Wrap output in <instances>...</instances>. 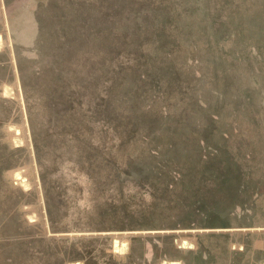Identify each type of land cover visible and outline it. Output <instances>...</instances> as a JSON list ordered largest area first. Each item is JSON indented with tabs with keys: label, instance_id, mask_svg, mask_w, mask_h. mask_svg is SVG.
I'll use <instances>...</instances> for the list:
<instances>
[{
	"label": "rangeland",
	"instance_id": "obj_1",
	"mask_svg": "<svg viewBox=\"0 0 264 264\" xmlns=\"http://www.w3.org/2000/svg\"><path fill=\"white\" fill-rule=\"evenodd\" d=\"M109 37L143 48L140 62L122 74L133 82L129 96L138 88L134 75L145 70L149 83L158 79L163 88L172 129L183 126L174 117L194 109L187 140L166 146L139 138L98 153L88 145L114 142L115 126L106 136L100 124L89 125V138H74L83 113L65 112L73 99L66 88L74 71L87 80L111 71L105 52L98 54ZM83 87L94 98L92 87ZM52 114L58 129L50 134ZM194 133L202 145H194ZM231 134L253 139L256 161L264 160V0H0V264H133L141 239L121 232L135 229V217L114 211L130 204L114 205L102 190L112 186L109 171L95 158L143 163L146 173L184 166L189 175L194 161L221 150L218 141ZM133 169L116 173L132 182ZM263 176L256 169L243 182ZM117 242L129 252L121 255Z\"/></svg>",
	"mask_w": 264,
	"mask_h": 264
},
{
	"label": "trees",
	"instance_id": "obj_2",
	"mask_svg": "<svg viewBox=\"0 0 264 264\" xmlns=\"http://www.w3.org/2000/svg\"><path fill=\"white\" fill-rule=\"evenodd\" d=\"M110 35L116 36L113 31L110 32ZM109 38L108 46L101 45L98 49V54L101 55L100 51L105 52L106 62L110 61L113 63V65L109 66L111 74L107 71L105 72V76H100L93 80H87L86 78H83L80 73L74 71L73 76L71 77L73 81L69 83V86L66 88V96L73 99L68 100L71 104L67 106L68 108L65 112H72L75 110L74 112L76 113L80 108L81 113H83V116H81V119L77 123L78 128L74 130V133H71L75 136L74 138H76L77 135L89 138L93 128L89 129V125L93 126V124H100L99 127L104 133L103 135L106 136H110L108 131L109 125L115 126L118 130V134L112 136L115 139L114 142L109 144V141H97V145H88L90 149L96 146L93 149L98 153L104 152L99 151L102 150V148L107 151L114 148L117 151H121L125 146L129 147L128 145H131V143L139 142V138L147 137L148 140L145 141L148 142L155 137L158 142L161 143V141H163V144L166 146H172V142L174 143L175 139V141H177V139L187 140L185 137L189 136V125H192L189 120V112H193L194 109L188 107L185 112H181V116L184 117L182 120L179 118V115L174 117V120L177 121L179 119V122H181L183 126L181 129H172L170 122L173 118L170 113V106L163 95V88L158 79H156L157 81H151V83H149L148 74H145V70H139L134 75V82L138 84V88L136 92L131 93V96H129L131 89L130 86L133 82L131 79L125 81L122 74L126 69L130 70L129 67L131 65L140 62V58L145 55L143 53L144 51L141 50L143 48L135 45V48L133 49V47L128 48V44H114L112 38ZM74 54L75 53H72L71 56H75ZM85 84H87L89 88L92 87L95 94L94 98L90 95H86V93H81L85 88L83 87ZM157 93H161L162 96L159 97ZM48 97L52 98L53 96L48 95ZM52 101H49V104ZM77 102L79 107L75 106ZM196 103L197 101L195 104H192V106L195 107ZM90 104H93L91 108ZM158 105L159 108H157ZM93 111H96V114ZM41 112L43 113L42 110ZM185 113L186 115H184ZM55 117L56 116L52 114L51 118H46L48 132L50 134L56 133L58 129L55 123ZM199 121L203 122L205 119L203 118ZM197 128L198 127H196V129ZM200 128L201 127H199V129ZM197 135L198 141L197 136L194 133L192 138L195 137V139H193L194 141L192 142L195 143L194 145H202L201 143L205 141L200 133ZM218 142L223 146L221 150H216L212 154L210 153L211 156L208 158H201L200 160L194 161L195 163L192 164L193 168H195L194 170H189V175L183 173L184 166L180 167L176 165L174 169L177 171H174L171 168H162V173H158L155 170L160 171L161 169L156 168L153 171L146 173V169L142 167L143 163L134 161L127 162L125 159L122 160L125 162H122L121 160L110 162L104 160L101 156L95 158L97 161L94 164H100L101 167H107L106 169H108L109 173L106 174V179L109 178V181H106V184L112 186L120 184H174L189 187V185L220 184L235 187L236 185L250 184L243 182L244 174L247 178L251 176L256 169L264 174V160L259 162L256 161V155H254L255 143L253 139L246 141L240 134H231L222 136L221 140ZM250 144L252 146H250ZM258 152L262 153L264 158V151ZM150 153L152 154L151 151ZM131 165L134 166L132 172L139 171L136 176L137 180L130 182L126 179L120 178V175H117V173L121 172L122 166ZM163 175L166 177L164 178ZM103 178L104 176L102 179ZM261 183H264V181ZM117 193H121V191L107 192L108 195ZM153 193L158 194L159 192ZM194 193L200 194V192ZM231 193L233 192H225L226 200L230 199L229 194ZM176 194V196L168 197L153 196L150 202L148 199L151 197H148L146 201L136 200V206H142V211L147 210L146 215L140 212V214H132L129 210H126L127 207L125 208L124 205L122 207L114 208V211L123 213L127 212L130 216L135 217L130 225L129 223L123 224V226L132 225L135 229L142 227L139 225H144L146 223H149L150 226L156 224L163 226L168 224H184L186 217H189V215H187L189 209V191H179ZM110 200L115 203L114 205H117L118 203L130 204L128 208L134 205V203L123 200L120 197H110ZM143 206L148 208H144ZM163 208H166L167 212L171 213H166L164 211L165 214H163ZM212 208L213 205L211 203H206L198 209L202 210L205 215L209 217V220L212 221V215L215 216ZM200 210H198V213ZM166 214L171 215L170 222L163 220L164 215ZM194 222L197 224L199 223L196 220H194Z\"/></svg>",
	"mask_w": 264,
	"mask_h": 264
},
{
	"label": "crops",
	"instance_id": "obj_3",
	"mask_svg": "<svg viewBox=\"0 0 264 264\" xmlns=\"http://www.w3.org/2000/svg\"><path fill=\"white\" fill-rule=\"evenodd\" d=\"M102 190L121 191L109 196L134 203L128 208L129 212L145 215L147 210L142 211V206H136V200L146 201L151 197L148 199L150 202L153 196H176L179 191H189V217H186L184 224L150 226L146 223L139 225L142 226L139 229L121 232L122 235L141 239L143 249L139 260L134 259L133 264H164L173 261L195 264L194 260H198L197 264H264V183L235 187L220 184L189 187L174 184H120ZM226 191L233 192L229 194L228 200L225 198ZM206 203L213 205L215 216L212 215V221L198 209ZM164 211L171 213L166 208H163V214ZM170 218L171 215L166 214L163 220L170 222ZM166 247L172 248L174 252H186L188 258L171 256ZM130 248L128 246V251Z\"/></svg>",
	"mask_w": 264,
	"mask_h": 264
},
{
	"label": "water",
	"instance_id": "obj_4",
	"mask_svg": "<svg viewBox=\"0 0 264 264\" xmlns=\"http://www.w3.org/2000/svg\"><path fill=\"white\" fill-rule=\"evenodd\" d=\"M128 246L129 244L126 243V242H123L122 244L119 245V242L116 243V250H121L120 251V254L121 255H125L128 251ZM70 264H84L83 262L81 261H78V262H73V263H70ZM164 264H182L181 262H176V261H173V262H164Z\"/></svg>",
	"mask_w": 264,
	"mask_h": 264
}]
</instances>
